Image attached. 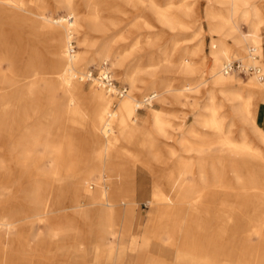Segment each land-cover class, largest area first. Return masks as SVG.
I'll list each match as a JSON object with an SVG mask.
<instances>
[{
  "label": "bare ground",
  "instance_id": "6f19581e",
  "mask_svg": "<svg viewBox=\"0 0 264 264\" xmlns=\"http://www.w3.org/2000/svg\"><path fill=\"white\" fill-rule=\"evenodd\" d=\"M72 1L54 0L57 6L64 7L68 13L53 18L41 0L31 1L29 4L21 0H0V17H5L14 26L30 31V43L36 35L41 34L44 42L50 48L49 52L51 51L54 57V61L51 63L54 77L51 78L47 87L50 95L45 98V101L51 104L53 111L44 115L42 124L37 129V134L31 135L28 131L26 135H21L9 149V154L17 158L18 164L22 165L25 174H29L28 170L35 169L38 175L45 176V178L36 182L35 185L31 183L32 181H27L26 187L21 192L24 201L27 203L25 213H14L4 218L0 223L6 232L3 244L9 239L8 233L15 228V219L21 217L23 213L25 216L33 215L28 217V220L43 216L44 221L49 223L48 229L51 238H58L67 232H73L74 242L82 245L84 232L69 224L67 219L69 216L65 211L72 210L75 216L83 219L85 207L87 205L95 206V204H99L102 209L97 243L104 246L109 237L115 240L114 209H112L111 202L116 195L113 194L112 196V193L116 191L114 188L110 191L102 185L100 180L105 178V172L112 166L118 173V176L114 175L115 178L124 179L127 177L128 179L130 175L125 174V169L130 167L137 158L131 154V151L127 152L126 148L122 149L124 152L112 151L117 150L123 143L129 146L139 144L146 150L142 152L146 154L148 160L165 164L164 157L159 153L156 136H169L166 129L167 124L165 125L163 121L161 111L151 110L150 115L153 117L151 129L136 127L132 123V116L145 105L151 106L154 98H160L159 100L163 102L166 99V94L170 95L177 103L184 105L189 95L195 93L201 84L210 83L207 102L202 105L200 111L194 114L195 118L184 130L185 135L180 140L181 145L185 148L182 149L184 153L194 151L203 155L195 165L197 172L194 171L195 168H193L190 158L185 157L182 158L183 161L168 172L166 177L168 185H172L175 178L174 174L180 171L187 176L197 174L199 179L197 181L186 179L176 203H159L162 215H159L157 219H155L156 217L151 219L148 227L149 229L152 228V235L156 239L165 235L171 244L177 240L180 233L186 232L187 234L182 238L183 241L180 246L182 257L189 253L197 260L206 259L205 262L208 263L255 264L256 260L259 259L260 264H264V253L259 256L260 247L258 248L256 245L252 247L248 238L245 242L246 244L249 243L251 247L246 245L239 252L236 247H232L233 253L231 251L229 254L224 253V255L218 253L216 256L212 254L210 249L218 244L215 242L217 238H213L214 235H211L210 238L206 239L205 244L200 242L203 239L201 234L206 230V225L200 224L198 220L202 212L207 214L210 212L211 201L206 198V195L209 189L215 190L221 193L220 201L216 205V216H224L221 220L222 225H226V228L232 230L236 229L238 221H242L241 224L245 230H241V234H244L245 237L253 234L257 237L258 242L261 243L262 240L264 242V157L245 147L249 138L246 131L250 128H255L264 136V130L256 126L251 114L253 101L259 100L264 105V71L261 68L263 80L254 75H248L250 79L243 80L240 76L238 77L239 74H225L223 72V66L226 63L237 60L242 61L247 67L260 66L257 62H259L258 56L262 53L263 46L259 41V32L264 26V11H262L261 5H257L253 2L254 0H206V4L212 9H218V12L215 13L211 8L205 12L204 20L208 26L211 42L210 52L205 57L203 43L198 42L195 45L182 46L179 38L182 33L192 30H194V38H200L202 35L203 30L199 24L197 6L188 3L186 0H179L178 2L167 0L162 7H159L153 0H112V3H119L133 9H141V2L145 4L143 8L146 11L143 19L139 21L138 18L134 26L137 29L142 27L148 29L151 36L144 41L145 47L150 48L149 51L146 52L142 60H137L123 74V80L130 84L131 91L128 94L125 88L126 94L118 97L116 108L111 109L112 101L108 100L106 94L115 96L116 89L107 90L102 79H111V76L107 69L101 68L107 65L111 59L114 61L112 65L120 67L121 61L125 59L126 55L137 50L140 46H132L124 54L116 50L112 51L110 48L107 49L105 45L95 50L96 45L93 41L90 42L88 37L90 31L105 33L100 22L98 9L101 1L81 0L79 6L88 11L85 16L75 9ZM155 23L161 30L156 31ZM240 23L247 25L248 34L241 31ZM109 24L112 29L115 28L112 20ZM165 31H168L171 37L167 43L161 46L159 41L164 38ZM72 39H77L84 50L81 49L71 55ZM7 41V38L0 36V48H8L12 53L13 49L8 47ZM248 45L250 48L247 51L246 59L249 63L241 59L232 60L233 49L239 48L241 50ZM155 47L156 50H153ZM92 51L94 52L93 55H91ZM175 57L177 58L176 62H174ZM91 61L101 65L96 78L89 76L91 72H82V68H85ZM208 61L211 62L210 67L206 71L200 72ZM29 64L31 63H25L27 71L30 69ZM162 67H173L184 75L183 89L173 90L167 80L153 78L152 73ZM18 69L19 67L12 70L10 68L2 69L0 66L1 129L15 122L14 117L18 116L20 112L18 108L24 101L29 102L33 108L37 106L38 98L34 97L33 94L36 88L31 83L15 81L12 71H18ZM77 74L78 76H76ZM146 75L150 81L143 92L145 96L141 97V94L135 97L132 91L136 89L137 83L142 82L140 76ZM84 79L95 80L94 85L98 87V89L92 88L88 97H85V99L90 100L89 104L92 108L90 114H86L82 109L85 100L80 89ZM103 89L106 94L103 93ZM57 92H61L63 97L55 98L54 95ZM216 92L221 94L229 109L230 122L227 129H224L223 117L217 114L220 104L215 101ZM139 97H141V101H139ZM183 100H185L184 103ZM57 108H61V110L55 111ZM68 119L70 121H74V119L89 121L90 125L85 128L84 137H77L75 128H66L65 122ZM115 123L114 131L113 124ZM196 125L207 129L210 135L198 134L195 129ZM234 125H240L238 139L232 138L231 127ZM186 134L194 138L195 141L187 138ZM210 146H219L221 154L214 156V158L207 157L205 149ZM95 147L97 152L91 154L93 158L91 166L87 168L84 177L76 183L72 190L70 206L63 207L59 202L55 212H49L48 205L51 196L48 191L53 180L57 178L60 172L81 171L78 168L82 165L83 155L75 153L84 149L94 150ZM42 148L52 154V156H43L47 159L48 157L53 159L48 164L49 170L42 169L40 163L43 160L42 156L41 158L40 156H31L38 154ZM228 158L230 159V170L235 180L233 186H228L224 180L225 165ZM5 169V165H0V170ZM96 173L98 176L92 178ZM207 174L210 175V180L204 178ZM85 182H91L92 185H95L91 194L82 192V185ZM154 190L153 201L163 202L161 196L164 194V190L162 188H154ZM118 191L122 194L124 189ZM125 195L132 198L133 191L127 190ZM227 206H229L228 209H226ZM186 208H189L190 211L185 212ZM248 211L251 215L246 217ZM168 218H170L169 221ZM155 223L161 224L159 229L154 231L152 225ZM223 226L221 229L225 228ZM156 248L157 246L154 245V249L158 250ZM155 250L154 253L140 255L137 263L169 264L163 257L167 253L162 250L161 253L155 254ZM106 251L105 249L104 252ZM201 251H203L202 254H200Z\"/></svg>",
  "mask_w": 264,
  "mask_h": 264
},
{
  "label": "rangeland",
  "instance_id": "374dc122",
  "mask_svg": "<svg viewBox=\"0 0 264 264\" xmlns=\"http://www.w3.org/2000/svg\"><path fill=\"white\" fill-rule=\"evenodd\" d=\"M29 4L31 1L35 0H21ZM42 4L46 6V10L51 17L64 16L68 13L62 6H57L54 0H41ZM81 0H73L75 9H77L81 15L85 16L88 14V11L79 6ZM101 1L98 9L100 11V22L105 29V33L102 32H89V41H93L96 45L95 50L98 47H102L105 45L107 49H112V51H119L123 54L126 53L132 46H140L137 50L133 51L126 55L125 59L121 61V66H114L112 59L107 62V65H104L101 69H107L108 73L111 76V79L114 81V84L118 89L126 88L127 93L131 91L130 84L123 80V74L127 72L128 67L135 64L137 60H142L146 52L149 51V47H145L144 41L149 39L151 33L146 28L137 29L135 28V22L138 19L139 21L143 19L145 15L146 9L143 8L145 4L141 2V9H133L128 6H124L119 3H112V0H97ZM143 1V0H141ZM150 1V0H144ZM157 3L159 7H162L166 4L167 0H153ZM178 2L179 0H174ZM188 3L193 4L198 7V15H199V24L202 27L203 33L200 38H194V30L182 33L179 36L180 41L182 42V46L186 45H195L198 42L203 43V52L205 57L208 56L210 52V36L208 34V26L205 23L204 16L207 9L211 8L206 4V0H186ZM253 2L257 3V5H261L262 11H264V0H254ZM212 9V8H211ZM215 13L218 12V9H212ZM114 22V29L110 26V21ZM6 23V24H5ZM154 24V23H153ZM0 36L2 38L8 39V47H12L13 51L11 53L10 49L0 48V63L2 69L11 70L14 68H18V71H12L15 81L17 82H28L31 83L36 90H34V97L38 98L36 108L31 107L29 102L24 101L19 106L20 112L18 116L14 117V123L22 124L25 123L23 127H20V131L28 130V129H36L37 125L40 127L42 124L41 121L44 119V115L52 112L50 107L51 104L45 101L46 96L48 97L50 94L49 89L47 88L50 84L49 81L54 77L53 69L51 68V63L54 61V57L49 52L50 48L44 42L43 36L41 34L36 35L34 40H30V31L23 29L19 26H14L5 17H0ZM156 31L161 30L160 27L155 23ZM241 31L245 34H248L247 25L244 23H240ZM39 32V30H37ZM167 33V34H166ZM165 35L159 41L161 46L164 43L169 41L171 34L168 31H165ZM259 41L263 46L262 53L259 54L258 59L259 64L264 71V26L261 28L259 32ZM123 36V38H121ZM2 45V44H1ZM72 51L73 53L78 52L83 49V46L79 45L77 39H72ZM250 46H245L243 49H233L232 51V60L241 59L246 63L249 61L246 59V54ZM153 49V48H152ZM31 50V52H30ZM156 50V47L153 49ZM30 52V53H29ZM93 51L91 55H93ZM29 54V55H28ZM197 59H195L196 61ZM177 61V58H174V62ZM197 62V61H196ZM25 63H31L30 69L26 70ZM211 62L208 61L205 67L201 68L200 72L206 71L208 67H210ZM101 65L96 63L95 61H91L85 68H82V72H91L92 78H96L97 74H99V67ZM167 70V71H166ZM78 76V74L76 75ZM152 76L156 80H167L170 84V88L173 90H181L182 81L184 75L179 73L173 67H162L156 69ZM243 80L250 79L249 76L238 75V77ZM141 83H137L136 89L132 91L135 97L145 96L143 95L144 90L146 89L149 78L148 76H140ZM236 77V78H238ZM95 80H83L82 88L80 89L81 95L85 100V104H83L82 109L86 114H90L92 108L89 104L87 98L90 94L92 88L98 89ZM192 87V86H191ZM195 87V86H193ZM210 83L201 84L195 93L189 95L188 100L185 102L183 100L184 105L177 103L174 99L170 97V95H165V100L161 102L160 98H154L151 106L145 105L135 112L132 116L133 124L142 128V129H151V123H153V119L148 117L144 120V117L150 116V112L152 109L159 110L162 112L163 121L165 125L167 124V133L169 136H156L157 146L162 145L163 150H159V152L164 157L165 164H158L156 162L150 161L147 159L146 154L142 151H146L139 144H132L127 146L125 143L121 144L116 152H124L122 149L126 148L131 151V154L137 159L132 162L130 167H127L125 170V174L130 175L127 179H116L115 176H118L116 169L112 166L107 169L106 176L104 179L100 180L103 186L107 187L110 191L113 190L116 186L122 183V188L124 192L121 194L118 189H115L116 192L112 193L116 194L114 197V201L111 203L114 209V217L113 222L115 223L116 231L118 232L115 240L110 238L107 240L108 244L102 246L97 245L95 243L96 234H97V216L93 215L87 219H81L78 216H75L72 210L65 211L68 213V222L71 226L75 228H80L84 231V240L82 249L81 247L75 245L73 239V232H67L63 235H60L58 238H51L49 236V223L44 221V217L40 216L37 219L28 220V217H32L33 215L25 216V211H27V203L23 199V193L21 194L24 187H26L27 181H32L33 185L36 182L43 180L45 176L38 175V172L35 171L32 175V172H29L31 176L25 177L22 181L21 176L19 175V171L14 169L13 176L11 178H6L5 175L0 174V223L7 218L9 215H12L17 212H23L22 216L15 219L16 227L10 232V236L5 242L6 232L0 226V264H59L60 260L64 259L63 253L68 250L77 249L78 251L84 250L86 252L85 259L83 261L78 260L76 264H138V258L140 255H147L151 252L154 253V250L151 248V245H156L158 250H155L156 253H161V250L165 251L167 255H162L167 263L169 264H216V263H208L204 258L196 259V257H192L191 254H187L185 257H182L181 253V243L182 238L187 234L180 233L177 240H175L172 244L168 240L165 235H161L159 239H156L150 231L148 224H150V220L153 218L157 219L159 215H162L161 206L159 203H172L177 202V198L180 194V189H170L171 185H167V174L170 170L177 166L182 158L189 157L190 161L193 163V168H195L196 163L200 158L203 157L202 154L197 152L187 153L182 150L185 149L180 140L185 135V129L195 118L194 114L200 111L202 105L207 102L208 91L210 90ZM103 93L106 92L103 89ZM127 94V95H128ZM108 96V100H111V109H115L118 101L117 96ZM55 98L60 99L63 97L61 92H57L54 95ZM141 97H139V101H141ZM216 103L220 104V108L218 109L217 114L224 119V129H227L229 126V109L227 103L224 101L221 94L218 92L215 93ZM87 102V103H86ZM191 102V103H190ZM61 108H57L55 111H60ZM225 111V112H224ZM222 112V113H221ZM80 124H75L74 128L77 130L76 133L79 137L85 136V128L89 127V121L83 120L79 122ZM114 131L116 127V123L113 124ZM240 125H234L231 127L232 138L238 139ZM196 132L201 135H207L208 131L205 128H201L200 126L195 127ZM209 132V131H208ZM249 138L245 143V147L251 151H255L261 154L264 157V144L261 142L257 143L254 139L258 140V137L264 136L262 133L255 130V128H250L246 131ZM2 134V132H0ZM18 134V133H17ZM187 135V134H186ZM159 137H162L161 139ZM187 138L190 140H194L187 135ZM259 141V140H258ZM252 142V145L251 143ZM252 148V149H251ZM254 148V149H253ZM260 150H257V149ZM96 147L94 150H82L80 153L82 156V165L78 169L81 171L76 172V174H71L68 177H65L64 174L59 173L57 178L53 180V204H56L58 201L61 202L63 207L70 206V192L69 188L71 185L75 184L77 181V176L80 174H84V172L91 166V162H93V158L91 154L96 152ZM0 152H4L7 154V149L4 148L3 144H0ZM207 157L219 156L221 154V150L219 146H210L205 149ZM42 156V164L43 170H49L48 164L49 159L44 158L43 156H52L51 152H48L46 149L42 148L39 150L36 156ZM37 156V157H38ZM106 159V157H103ZM229 159V158H228ZM12 166L16 168L15 162H12ZM149 165V166H148ZM226 170V181L228 186H232L235 184L234 175L230 170V162L227 161L225 166ZM196 171V168L194 169ZM81 172V173H80ZM129 172H131L129 174ZM197 172V171H196ZM115 175V176H114ZM98 174H94V177H97ZM118 178V177H117ZM195 180L199 179L197 174L193 176L184 175L183 172H179L176 176L175 180H178L179 185L184 182V179ZM207 180H210L211 177L209 174L205 176ZM21 179L20 183L19 180ZM174 180V181H175ZM233 181V182H232ZM70 183V186H68ZM163 184V185H161ZM169 186V187H168ZM92 188V189H90ZM162 188L165 190V194L163 196V202H155L152 199L153 189ZM95 189V185L91 182H85L82 185V192L85 194H91ZM127 190L133 191L132 198H129L125 195ZM89 192V193H88ZM118 192V193H117ZM51 196V193L48 191ZM221 195V193L216 192L215 190L207 191V199L212 200V209L207 214L206 212H202L199 215L198 219L200 224L206 225V230L201 234L202 240L200 242L205 244L206 239L210 238L211 235H214L213 238H217L215 242V246L211 247V253L216 256V254L233 253L234 249L232 247H236L238 252L240 249L242 250L246 245L248 247H253V245L258 246L259 248V256L264 253V242L262 240V244L255 235H249L245 237L244 234H241V230H245L244 226H242V221H238L236 223V229L229 230L226 228V225H222L223 217L216 216L217 204L220 199L217 201V197ZM128 197V198H127ZM209 197V198H208ZM48 211L53 213L55 210H51V200L48 205ZM96 208V207H95ZM227 206L226 209H228ZM224 209V210H226ZM189 208H186L185 212H189ZM97 212V211H96ZM213 212V213H212ZM97 214V213H94ZM251 214L248 211L246 213V217H249ZM170 218H168L169 221ZM162 220V219H161ZM19 221V222H18ZM161 223H155L153 230H158L159 225ZM225 227L221 229V227ZM242 226V227H241ZM241 227V228H240ZM150 233V234H149ZM244 233V232H242ZM248 238L249 243L246 244L245 240ZM148 239V241H147ZM114 240V241H113ZM11 242V244H10ZM147 242V243H146ZM153 242V243H152ZM169 243V244H168ZM105 244V243H104ZM108 246V247H107ZM173 246V248H172ZM151 248V249H149ZM102 249V252L99 251ZM105 249L108 252H104ZM104 250V251H103ZM104 252V253H103ZM110 252V253H109ZM203 251H201L202 254ZM81 253V252H80ZM238 254V253H237ZM173 255V256H172ZM206 255V254H205ZM235 256V254H233ZM236 257V256H235ZM258 257V256H257ZM111 258V259H110ZM110 260V261H109ZM255 264H260L261 261L256 260ZM75 264V263H74Z\"/></svg>",
  "mask_w": 264,
  "mask_h": 264
},
{
  "label": "crops",
  "instance_id": "0c3cea01",
  "mask_svg": "<svg viewBox=\"0 0 264 264\" xmlns=\"http://www.w3.org/2000/svg\"><path fill=\"white\" fill-rule=\"evenodd\" d=\"M51 108V110H52V107H50ZM251 114H252V118H253V120L255 121V123H256V126H258L261 130H264V105L259 101V100H256V101H253V104H252V109H251ZM150 115V114H149ZM148 117H151L152 119H153V117L150 115V116H147V117H144L143 119L144 120H146ZM81 121H83V120H81V119H74V121H70L69 119L65 122L66 123V125H67V127L66 128H74V126H75V124L77 125V124H80L79 122H81ZM132 123H133V121H132ZM25 125V123H23V125L20 123V124H15L14 122L13 123H10V124H8L7 125V127L6 128H3V129H1L0 128V132H2V134H0V144H3V146H4V148H6L7 149V154H4V152H0V165H5V170H0V174H3V175H5L6 176V178H11L13 175V171H14V169L16 170V171H19V175L21 176V179H22V181H23V179L25 178V177H29V176H31L30 174H25V170H23V167H22V165H19L18 164V160H17V158L16 157H14V156H11L10 154H9V149L11 148V146L17 141V139L21 136V135H26L27 134V132L28 131H30V133H31V135L32 134H37V129L39 128V126L37 125V127H36V129H28V130H23V131H20V132H18L19 130H20V127H23ZM136 126V125H135ZM52 127V126H51ZM136 127H138V126H136ZM138 128H140V127H138ZM142 129V128H141ZM76 130V129H75ZM77 131V130H76ZM75 131V132H76ZM34 132V133H33ZM18 133V134H17ZM206 134L209 136L210 135V132H206ZM76 136L77 137H79L78 135H77V133H76ZM160 139L162 138V137H159ZM259 140V141H258ZM258 140H256V139H254V141H256L257 143L259 142H261V144H264V139L262 138V137H258ZM251 143V145H252V142H250ZM127 146H129V145H127ZM163 147H162V145L160 144L159 145V150H163L162 149ZM252 149V148H251ZM254 149V148H253ZM257 149V148H256ZM257 150H260V149H257ZM126 151L127 152H130L129 151V149H126ZM260 151H262V150H260ZM82 151H79V152H77V153H75V154H80ZM97 152V151H96ZM95 152V153H96ZM112 152H116L115 150L114 151H112ZM112 152H110V153H112ZM160 153V152H159ZM74 154V155H75ZM63 155H65V154H63ZM162 155V154H161ZM32 157H37L36 156V154H32L31 155ZM39 157V156H38ZM40 159V158H39ZM38 159V160H39ZM48 159H49V162L50 161H53V159H52V157H48ZM228 162H230V159H228L227 160ZM12 162H15V164H16V168L15 167H13L12 165ZM50 164V163H49ZM227 164V163H226ZM226 166V165H225ZM49 167V166H48ZM173 169V168H172ZM36 170L35 169H32L31 171H29L28 170V173L29 172H32L31 174L33 175L34 174V172H35ZM76 172H79V171H76ZM76 172H67V173H65V172H60V173H62V174H64V175H66V177H68L69 175H71V174H76ZM81 173V172H80ZM131 172H129V174H130ZM59 174V173H58ZM184 174V173H183ZM84 175L85 174H80V176H77V181H76V183L80 180V179H82L83 177H84ZM175 175V178H176V176L178 175V173H175L174 174ZM185 175V174H184ZM175 178H174V180H175ZM21 179L19 180V183H20V181H21ZM56 179V178H55ZM116 179H120V178H116ZM173 180V183H172V185H171V187H170V189H175V188H177V189H180V194H179V196H178V198H177V201L179 200V197H180V195H181V188H182V185H183V183L186 181V178L184 179V182H182L180 185H179V183H178V180L176 181H174ZM224 180H225V182H226V184H227V181H226V175H225V177H224ZM233 182V181H232ZM76 183L75 184H73V185H71V187L69 188V192H70V199H71V196H72V190L74 189V187L76 186ZM122 183H120V185H118V186H116L114 189H118V190H123V188H122V186L123 185H121ZM52 185H53V182H52V184H51V187H50V189H49V192L51 193V210H56V207H57V205H58V203L60 202V201H58L56 204H53V189H52ZM161 185H163V184H161ZM168 185V184H167ZM68 186H70V183H68ZM231 186V185H230ZM233 186V185H232ZM169 187V186H168ZM154 190V189H153ZM155 191V190H154ZM154 191H153V193H152V197L154 196L153 194H154ZM164 194H165V190H164ZM164 194H162V196H161V199L163 198V196H164ZM207 198V197H206ZM209 198V197H208ZM221 198V195L219 194V196L217 197V201L219 200ZM113 201H114V198H113ZM112 201V202H113ZM162 201H163V199H162ZM209 201H212V200H209ZM111 202V203H112ZM176 203V202H175ZM211 203V202H210ZM112 205V204H111ZM114 205H112V207H113ZM96 207V208H95ZM210 207H211V209L213 208L212 207V203L210 204ZM113 209V208H112ZM85 212H84V218L83 219H87V218H89L90 216H93V215H96L97 216V218H98V220H97V223H96V228H97V234H96V240H95V243L97 244V245H99L98 243H97V238H98V233H99V220H100V217H101V207H100V205L99 204H95V206H89V205H87V207H85ZM97 211V212H96ZM94 213H97V214H94ZM213 213V212H212ZM113 217H114V212H113ZM198 219H200V218H198ZM19 222V221H18ZM113 224H114V230H115V232H116V235H117V231H116V227H115V223L113 222ZM149 225V224H148ZM15 227H16V224L14 225ZM148 227V226H147ZM10 232H12V231H10ZM8 233L9 235L7 236V237H9L10 236V234L11 233ZM84 232V231H83ZM150 233L152 234V232L150 231ZM149 233V234H150ZM147 241H148V239H147ZM147 243V242H146ZM153 243V242H152ZM108 244V242L106 241L105 242V244L104 245H107ZM75 245H76V247L77 246H79V247H81V249H82V246L80 245V244H77V243H75ZM83 245V244H82ZM100 247L99 248H101L102 246L101 245H99ZM108 247V246H107ZM151 248L154 250V245H151ZM151 248H149V249H151ZM99 251L100 252H102V249L100 250L99 249ZM162 251V250H161ZM81 252V253H80ZM107 252V251H106ZM110 253V252H109ZM200 254H201V252H200ZM64 257V259H62V260H60V263L59 264H76L77 262H78V260H80V261H83L84 259H85V255H86V252L84 251V250H81V251H78L77 249L75 250V249H72V250H68V251H66L65 253H63L62 254Z\"/></svg>",
  "mask_w": 264,
  "mask_h": 264
},
{
  "label": "built area",
  "instance_id": "2783aa9c",
  "mask_svg": "<svg viewBox=\"0 0 264 264\" xmlns=\"http://www.w3.org/2000/svg\"><path fill=\"white\" fill-rule=\"evenodd\" d=\"M253 59H255L253 57ZM223 72L225 74H231V73H235V74H239L242 76H248V75H254L257 76V78H259L260 80H263V76L261 73V67L256 65V66H244V64L242 63V61L237 60L234 62H228L223 66ZM89 76L92 77V73L89 74ZM102 82H104L106 84V88L107 90H110L111 88H115L116 92H115V96L117 97H122L123 95L126 94V89L122 88V89H118L116 87V85L114 84V81L112 79H102Z\"/></svg>",
  "mask_w": 264,
  "mask_h": 264
}]
</instances>
